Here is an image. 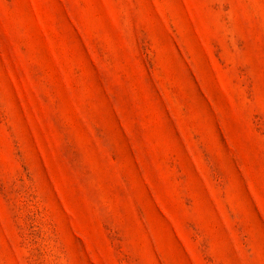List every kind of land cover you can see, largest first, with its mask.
Instances as JSON below:
<instances>
[{"label":"rangeland","instance_id":"1","mask_svg":"<svg viewBox=\"0 0 264 264\" xmlns=\"http://www.w3.org/2000/svg\"><path fill=\"white\" fill-rule=\"evenodd\" d=\"M0 264H264V0H0Z\"/></svg>","mask_w":264,"mask_h":264}]
</instances>
